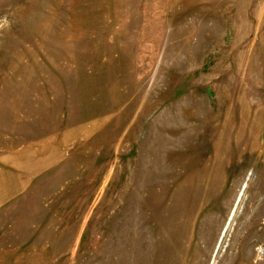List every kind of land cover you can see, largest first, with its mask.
Here are the masks:
<instances>
[{"label": "rangeland", "instance_id": "374dc122", "mask_svg": "<svg viewBox=\"0 0 264 264\" xmlns=\"http://www.w3.org/2000/svg\"><path fill=\"white\" fill-rule=\"evenodd\" d=\"M147 263L264 264V0H0V264Z\"/></svg>", "mask_w": 264, "mask_h": 264}, {"label": "bare ground", "instance_id": "6f19581e", "mask_svg": "<svg viewBox=\"0 0 264 264\" xmlns=\"http://www.w3.org/2000/svg\"><path fill=\"white\" fill-rule=\"evenodd\" d=\"M188 153V152H187ZM185 187V186H184ZM185 189H187V188H185ZM182 198V197H181ZM183 202V201H182ZM173 206V205H172ZM179 206V205H178ZM178 206H176V207H178ZM181 206V205H180ZM182 210V209H181ZM178 211V210H177ZM172 213V212H171ZM189 213V212H188ZM179 214V213H178ZM181 214H183V213H181ZM179 216V215H178ZM175 217V216H174ZM183 217V216H182ZM174 220V219H173ZM179 220V219H178ZM180 222V221H179ZM182 222V221H181ZM154 223V222H153ZM115 224V223H114ZM174 224V223H173ZM153 225V224H152ZM185 225H186V223H185ZM180 226V225H179ZM177 227V228H179L180 229V227ZM174 227V226H173ZM176 227V226H175ZM117 229V228H116ZM171 229V228H170ZM124 230V229H123ZM174 230V229H173ZM173 230H171V234L170 235H172V233H174V232H172ZM164 232V231H163ZM165 234V233H164ZM179 234V233H178ZM177 234V235H178ZM174 235V234H173ZM168 234H167V238H168ZM158 237H160L159 235H158ZM162 237V236H161ZM167 238H166V241H167ZM170 238V237H169ZM164 239V238H163ZM171 239H173V237L171 238ZM174 240V239H173ZM166 241H165V243H166ZM169 241V240H168ZM172 241V240H171ZM161 242V241H160ZM172 242H175V240L174 241H172ZM136 243H138V242H136ZM140 243V242H139ZM173 245V244H172ZM163 246V245H162ZM171 246V245H170ZM140 247V246H139ZM161 247V246H160ZM166 249H170V248H166L165 247V249L164 250H166ZM126 250V249H125ZM136 250V249H135ZM122 251V250H121ZM140 251V250H139ZM171 251V250H170ZM141 252V251H140ZM162 252H163V250H162ZM146 253V252H145ZM167 253V252H166ZM169 253V252H168ZM163 254V253H162ZM126 257H127V255H126ZM136 257V256H135ZM142 257V256H141ZM143 257H145V256H143ZM140 258V257H139ZM160 258H165V257H160ZM124 260V259H123ZM128 261V260H127ZM149 261V260H148ZM141 262V261H140ZM144 262V261H143ZM148 264V263H147Z\"/></svg>", "mask_w": 264, "mask_h": 264}]
</instances>
